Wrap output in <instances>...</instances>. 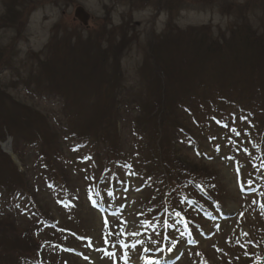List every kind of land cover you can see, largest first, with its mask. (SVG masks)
<instances>
[{
  "label": "rangeland",
  "instance_id": "1",
  "mask_svg": "<svg viewBox=\"0 0 264 264\" xmlns=\"http://www.w3.org/2000/svg\"><path fill=\"white\" fill-rule=\"evenodd\" d=\"M263 42L264 0H0V264H113L101 246L144 233L155 249L154 208L197 182L226 216L169 218L174 264H264ZM98 191L125 204L111 230Z\"/></svg>",
  "mask_w": 264,
  "mask_h": 264
},
{
  "label": "water",
  "instance_id": "2",
  "mask_svg": "<svg viewBox=\"0 0 264 264\" xmlns=\"http://www.w3.org/2000/svg\"><path fill=\"white\" fill-rule=\"evenodd\" d=\"M75 14L84 24L86 23L88 15L87 14H83L81 12V9H78Z\"/></svg>",
  "mask_w": 264,
  "mask_h": 264
},
{
  "label": "trees",
  "instance_id": "3",
  "mask_svg": "<svg viewBox=\"0 0 264 264\" xmlns=\"http://www.w3.org/2000/svg\"><path fill=\"white\" fill-rule=\"evenodd\" d=\"M260 48L264 49V42L261 44ZM113 75L116 76V73H114ZM108 78H110V77H108ZM108 78H107V81H109ZM103 79L106 80V79H105V76L103 77ZM115 79H116V77H115ZM117 81H119L118 78H117ZM235 84H236V83H235ZM227 90H229V89H227ZM227 90H226L225 92H227ZM226 94H232V93H225V95H226Z\"/></svg>",
  "mask_w": 264,
  "mask_h": 264
},
{
  "label": "snow or ice",
  "instance_id": "4",
  "mask_svg": "<svg viewBox=\"0 0 264 264\" xmlns=\"http://www.w3.org/2000/svg\"><path fill=\"white\" fill-rule=\"evenodd\" d=\"M261 207L264 208V205H262ZM177 215H179V214H177Z\"/></svg>",
  "mask_w": 264,
  "mask_h": 264
}]
</instances>
